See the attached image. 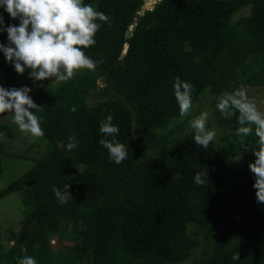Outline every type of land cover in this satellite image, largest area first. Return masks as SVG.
Wrapping results in <instances>:
<instances>
[{
    "label": "trees",
    "instance_id": "16d2710c",
    "mask_svg": "<svg viewBox=\"0 0 264 264\" xmlns=\"http://www.w3.org/2000/svg\"><path fill=\"white\" fill-rule=\"evenodd\" d=\"M82 2L108 18L84 49L101 63L32 94L43 107L36 115L44 136L31 143H43L39 158L7 153L0 140V155L32 163L0 190V201L22 194L26 208L11 246L0 236V264L25 255L37 264H264V203H257L254 176L233 182L231 166L238 156L255 162L258 138L253 128L241 143L239 113L226 119L215 107L225 91L264 88V0H160L137 20L143 0ZM245 7L249 14L232 21ZM0 16L4 26H19L5 10ZM7 36L0 32V41ZM176 77L194 86L192 103L212 98L220 129L212 158L177 134ZM108 115L120 129L115 139L128 146L120 164L100 144L112 139L100 134ZM17 130L0 120V136L14 140ZM70 135L78 146L68 151ZM203 169L208 182L198 186L193 177ZM65 184L73 198L61 205L53 188ZM246 209L230 224L231 213Z\"/></svg>",
    "mask_w": 264,
    "mask_h": 264
},
{
    "label": "clouds",
    "instance_id": "9594fccd",
    "mask_svg": "<svg viewBox=\"0 0 264 264\" xmlns=\"http://www.w3.org/2000/svg\"><path fill=\"white\" fill-rule=\"evenodd\" d=\"M0 7L13 19L18 18L20 21L19 26H4L3 17L0 16V32L7 31L9 41L7 46L0 43V51L19 74L23 75L26 69H30V78L35 81L54 78L53 82L56 83L67 82L74 78L78 70L94 71L101 63L87 56L84 51L95 45L94 37L102 27L99 21L108 20L103 12L95 10L91 4H84L82 0H0ZM173 87L179 115L189 116L194 86L176 77ZM31 91L27 86L11 89L0 86V114L11 116L12 122L30 140L44 136L41 127L43 117L36 115L43 107L34 102L29 95ZM215 107L226 119L235 112L239 113V127L235 134L241 138V143L252 135L254 128L258 138L257 148L253 150L256 159L249 164V168L255 178L253 187L256 189L257 203H264V112L248 97L243 85L232 92H223ZM33 109L35 111H31ZM71 110L76 111V107L72 106ZM208 118L209 113L204 111L189 121L196 144L204 148H208L216 137L215 130L208 128ZM119 131L112 115L100 122V134L112 137L100 140V144L107 149L110 160L116 164L128 157V146L115 139ZM68 140V151L78 146L74 136L70 135ZM193 179L198 186H204L208 182L206 169L198 171ZM69 190L68 184L64 185V191L54 186L59 204H66L73 198ZM232 259L239 260V254L233 255ZM17 264H37V261L25 255L17 259Z\"/></svg>",
    "mask_w": 264,
    "mask_h": 264
},
{
    "label": "rangeland",
    "instance_id": "374dc122",
    "mask_svg": "<svg viewBox=\"0 0 264 264\" xmlns=\"http://www.w3.org/2000/svg\"><path fill=\"white\" fill-rule=\"evenodd\" d=\"M144 4L147 3L148 6L145 7L143 4V8L145 10L151 9L156 0H143ZM4 11V8L0 7V13ZM249 7L243 8L236 16L232 19V21L237 20L240 17L247 16L249 14ZM0 43H3L5 46L8 45V36L1 40ZM30 69H26L23 75L19 74L12 63H10L7 58L4 56L3 52L0 51V86H3L6 89L21 88L27 86L32 89L30 92V96L34 93V91L43 83L49 82L51 85H56L58 83L53 82L54 78H49L43 81H35L34 79L30 78ZM71 80V79H70ZM74 80V78H72ZM98 90H100L103 86V80L97 81ZM248 97L251 100L256 102L258 109L264 112V88H255V87H248L245 88ZM93 100H89L92 102ZM211 101L212 98L209 95L201 96L196 102L192 103V111L189 116L182 117L178 120V122H182L181 128L177 129L178 136H187L191 137L192 142L196 145V147L208 158H212L216 146L219 142V132L220 129L216 127L213 123L212 113H211ZM207 111L209 113L208 118V128L210 130H215L216 137L212 144L209 145L208 148H204L203 146H198L194 140V133L190 127L189 121L197 116H199L202 112ZM0 120L6 124H13L11 116L7 113L0 114ZM175 120L171 121L169 127L166 131L172 129L176 124H173ZM17 138L14 140L7 139L3 136H0V140L3 142L4 149L7 153L21 155V156H28L34 158H39L43 151V143H39L38 146H32L31 143L33 142L29 137L24 136V134L18 129ZM248 156H238L231 160L233 182L235 181H243L248 176H254L249 168V164L253 163ZM239 159V160H237ZM32 163L30 160L18 159L16 157H9L0 155V190H2L5 186H7L11 180L18 178L24 172L28 170ZM23 196L22 194L15 193L10 194L3 198L0 201V236L2 239V243L5 247H9L14 241L16 235L21 232L24 228L23 226V211L25 208L22 202ZM248 209L240 210L236 213H231V223L236 222L238 219L242 218L245 215H248ZM225 223V221H224ZM206 235H202L201 239L205 238ZM212 237H215L213 235ZM51 244L54 247L57 245V242L51 241ZM56 248V247H55ZM193 256L199 255V249L195 250L192 253ZM190 259H187L182 264H189Z\"/></svg>",
    "mask_w": 264,
    "mask_h": 264
},
{
    "label": "water",
    "instance_id": "95a60500",
    "mask_svg": "<svg viewBox=\"0 0 264 264\" xmlns=\"http://www.w3.org/2000/svg\"><path fill=\"white\" fill-rule=\"evenodd\" d=\"M156 1H160V0H156ZM156 1H155V3H156ZM144 5H145V7L148 6L147 3H145ZM144 10H145V9L142 8L141 12L138 13V14L136 15L135 20H137V19L139 18V16L142 14V12H143ZM130 33H131V29L129 30L128 35H129ZM126 49H127V46L125 45V46H124V49H123V54L125 53Z\"/></svg>",
    "mask_w": 264,
    "mask_h": 264
}]
</instances>
